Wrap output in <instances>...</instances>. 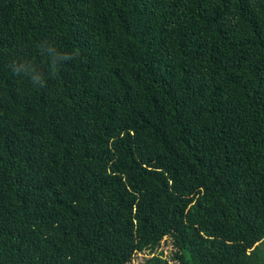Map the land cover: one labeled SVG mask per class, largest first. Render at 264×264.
I'll return each instance as SVG.
<instances>
[{
	"label": "trees",
	"instance_id": "obj_1",
	"mask_svg": "<svg viewBox=\"0 0 264 264\" xmlns=\"http://www.w3.org/2000/svg\"><path fill=\"white\" fill-rule=\"evenodd\" d=\"M143 252L264 264V0H0V264Z\"/></svg>",
	"mask_w": 264,
	"mask_h": 264
},
{
	"label": "clouds",
	"instance_id": "obj_2",
	"mask_svg": "<svg viewBox=\"0 0 264 264\" xmlns=\"http://www.w3.org/2000/svg\"><path fill=\"white\" fill-rule=\"evenodd\" d=\"M46 51L51 58L50 59V67L53 71L55 70L56 66L59 63L72 61L76 58L75 53L60 54V53H57L55 51V49L52 47H47ZM26 65H28V64H25V63H19L18 64L16 62H13L11 65L13 73L15 75H20L21 72L23 71L25 75L29 76L30 81L33 85H39L41 88L45 87V81L43 79L42 74L37 73L34 68H32L31 72H28L26 69Z\"/></svg>",
	"mask_w": 264,
	"mask_h": 264
},
{
	"label": "rangeland",
	"instance_id": "obj_3",
	"mask_svg": "<svg viewBox=\"0 0 264 264\" xmlns=\"http://www.w3.org/2000/svg\"><path fill=\"white\" fill-rule=\"evenodd\" d=\"M160 251L163 253V258L168 259L170 256V247L166 246L162 243ZM150 255L146 254L145 252L135 254L133 258L131 259V262L129 264H138L140 263L144 258H148ZM171 263V261H170Z\"/></svg>",
	"mask_w": 264,
	"mask_h": 264
}]
</instances>
